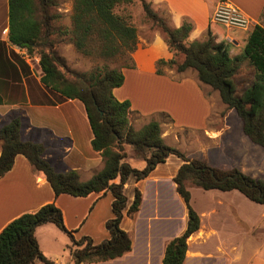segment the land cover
<instances>
[{
    "label": "trees",
    "instance_id": "trees-1",
    "mask_svg": "<svg viewBox=\"0 0 264 264\" xmlns=\"http://www.w3.org/2000/svg\"><path fill=\"white\" fill-rule=\"evenodd\" d=\"M133 2L73 0L71 27L68 28L54 25L58 17L54 11L55 0H8L5 44L39 58L40 82L58 97L59 102L75 99L83 104L93 134L91 146L100 153L103 166L85 181L76 170L57 172L43 157L45 147L42 143L21 139V120L14 117L0 127V178L12 168L16 155L21 154L40 172L56 196L86 197L96 192H110L112 217L105 224L109 238L94 243L88 236L76 240L64 225L61 209L54 203L22 213L0 231V264H32L36 260L55 264L41 252L34 235L37 226L48 222L70 237L71 244L67 247L73 264L107 261L130 252L131 238L120 227V222L124 215L133 217L139 210L142 193L135 188L127 207L124 184L129 177L136 181L144 179L170 155L182 160L173 182L187 208V222L184 231L166 244L161 264H183L187 239L200 227V217L190 203L189 185L203 190H237L248 200L264 205V180L235 167L225 169L186 156L164 142L157 120H150L139 129L130 123V101L118 100L113 90L124 83L122 68L134 67L132 53L137 48V28L131 23L130 15L116 12V8ZM140 3L150 27L162 34L173 53L172 58L157 61V73H163V66L176 72L194 70L198 80L217 91L222 103L235 111L249 141L264 150V27L255 24L242 53L232 56L230 45L223 38V27L218 29L216 26L219 25L210 22L204 40L190 41V22L184 21L179 27L170 28L149 2L140 0ZM59 34L66 36L61 41L72 43L83 55L97 54L105 60L122 58L124 62L121 68L104 63L84 72L74 71L56 49ZM9 54L15 62L21 60L15 51H9ZM179 55L181 61L177 60ZM1 58L0 52V67ZM243 60L250 62L255 73L251 84L238 93L233 79ZM8 61L14 66L15 63ZM127 146L144 160V168H135L126 160Z\"/></svg>",
    "mask_w": 264,
    "mask_h": 264
},
{
    "label": "crops",
    "instance_id": "crops-1",
    "mask_svg": "<svg viewBox=\"0 0 264 264\" xmlns=\"http://www.w3.org/2000/svg\"><path fill=\"white\" fill-rule=\"evenodd\" d=\"M146 1L150 3L154 11L166 19L170 28H177L184 21L190 22L192 25L190 41H201L206 38L212 12L219 2V0ZM228 1L235 4L251 22L247 30L223 27V38L230 45V54L235 56L242 53L255 24L264 27V0ZM136 28L138 42L132 55L134 67L122 68L124 83L113 90L118 100L130 101V123L132 124V114L144 118L145 121L139 128L150 120L160 122L159 119L152 118L155 115L153 113L158 110L170 119L174 117V114L173 108L164 103L163 107L157 106V110L152 109L154 111L150 113L136 107L130 96L123 91L127 84L125 71H132L137 76L149 75L162 78L166 81L162 84L173 87L181 89L185 87L187 88L185 91H190L191 99L198 107L197 119L206 123L202 126L200 121L188 128L190 135H199L201 146L195 154L192 156L186 154V156L205 160L212 166L234 168L221 160L211 164L205 156L208 148L219 145H223V149L232 155L236 154L235 149H238L236 139L231 136V130L223 126L222 109L219 112L210 110L209 96L206 91L199 88L200 81L197 74L185 75L189 69L176 73L181 74L178 81H175L173 77L174 71L166 66L162 67L163 73L158 74L157 61L168 60L173 57V53L157 29L146 26L139 30L138 27ZM7 31L8 0H0V52L2 54L0 127L12 118L19 117L21 139L42 143L45 147L43 157L57 172L72 169L79 173L82 181L89 179L102 168L103 160L100 153L92 149L93 134L85 110L81 111V107L73 110L72 104H75V99H63L59 102L58 97L50 93L40 82L41 70L18 65L10 57L5 44ZM7 58L15 63L14 66ZM165 102H167L166 99ZM212 118L217 120L213 124H211ZM160 125L162 130L161 122ZM168 136L169 134L162 130L163 140ZM223 137L226 138L224 142ZM172 156H168L165 162L159 163L144 179L136 181L133 177H129L124 184V192L128 199L127 207L133 199L135 188L142 193L139 210L133 217L124 215L120 222V227L127 231L131 238V251L115 259L82 264H161L166 244L184 231L187 222V208L173 182V177L182 160L177 157L179 161L173 168L165 167ZM241 171L245 172L243 169ZM254 178L263 180L260 177L254 176ZM130 187L133 188L131 196L126 193ZM188 189L191 195V206L200 217V227L187 239L186 258L183 264H221L225 261L229 264L238 260V250L242 239L245 236H254L256 231L264 229V205L248 200L237 190H203L191 185ZM107 193L96 192L86 197L69 194L56 196L51 186L43 180L40 172L35 170L23 155L18 154L12 168L0 178V231L20 214L34 212L42 205L54 203L61 209L64 225L72 231L74 238H76L74 233L78 232L79 236H88L94 243H99L109 238L105 224L112 217L110 212L112 199L100 201ZM255 217H257L256 220ZM57 228L48 222L37 226L34 230L39 249L47 255V258L53 257L50 247H47V241L56 240L57 246V242L63 238L58 231L61 229ZM64 243L68 246L66 241ZM255 261L256 258H253L248 264H254ZM54 262L55 264H73L69 249L66 258H54ZM32 264H36V261ZM41 264L44 263L41 262Z\"/></svg>",
    "mask_w": 264,
    "mask_h": 264
},
{
    "label": "rangeland",
    "instance_id": "rangeland-1",
    "mask_svg": "<svg viewBox=\"0 0 264 264\" xmlns=\"http://www.w3.org/2000/svg\"><path fill=\"white\" fill-rule=\"evenodd\" d=\"M55 1L56 6L54 7V11L58 15L57 19L54 22L55 27H71L73 0ZM116 12L130 15L131 23L135 27H138V30L143 26L150 27V23L145 19L140 0H134V2L130 5L120 6L116 8ZM216 27L218 29H222V27ZM65 38L66 36L60 34L57 36L56 41L60 40V42L56 43V49L59 54L64 57L69 68L74 71L84 72L104 63H107L110 67L121 68L124 62L122 58H112L105 60L97 54L83 55L76 50L72 43L61 41V39ZM140 40L141 39H139V42H141ZM6 48L8 49V51H15V53L18 54V57H20L21 59L17 61L18 65L23 63L29 69L40 70L39 58L36 55H30L26 53L25 50L13 48L9 45H7ZM181 59L182 56L179 55L177 57V60L181 61ZM172 70L175 73L173 75L175 81H178V78H180L179 76H181V74H176L177 72L174 69ZM192 73L196 75L195 71L189 69L185 72V75L187 74V76H189L192 75ZM254 73V67L250 64V62L248 60H243L238 74L233 79L238 93L242 92V90H244L251 84ZM125 74L127 75V84L123 91L130 96L136 107L142 108V110H145V112L147 113L157 110L156 107L162 106L163 103L173 108L172 112L174 114V117H171V119L170 117H166L164 114H162L160 110L153 113L155 115H153L152 118L159 119L162 123L163 132H167L169 134L164 142L169 146L177 148L185 155L190 154V156H192L193 154H195L201 146L199 135H190L188 128L194 126L200 121L202 123V126H204V124L206 123H204L201 119H197L196 113L198 112V107L191 99V95L189 93L190 91L186 92L187 88L185 87H183L184 89H181L179 87H173L168 84H162V82H166L165 79L162 78L150 77L149 75L137 76L132 71H125ZM198 83L199 88H201L203 91H206L209 96V100L211 102L210 110L212 112H219L222 109L223 126L229 127V129L231 130L230 133L232 134L231 136L233 137V139H236V146H238V149H235L236 154L233 155L224 150L223 145L208 148L206 150L207 153L205 152V156L208 158L209 162L211 164H216L219 160H221L226 162L227 164H231L239 170H245V174H248L252 177H260L264 180V150L260 146L250 142L249 139L242 133L241 121L239 117L236 115L234 110L228 109L226 105L222 103L219 93L215 90H212L208 85H205L201 82ZM165 99L167 100V102H165ZM74 103L75 104H72L73 110H77L78 107H81V111L84 110L82 106L83 104L80 101L76 100V102ZM158 103L161 105H159ZM214 119L215 118H212L211 124L217 121L216 119ZM144 121V118H142L141 116L135 114H132L131 116L132 125L136 129H139L140 125ZM225 140L226 138L223 137V142ZM130 149V146H128V148L126 147V152L129 156V163L135 168H144L145 162L143 161V159L134 155L133 151ZM178 161L179 159L177 158V156L173 155L170 158L167 166L165 167L167 169H171ZM132 190L133 188L130 187L126 190V193L131 196ZM108 198L112 199L110 192H108L107 195L104 196V198H101L100 201L102 200L104 202ZM111 202L110 212L112 216ZM256 219L257 217H255V220ZM58 231H60L59 233H61L60 235L63 238L62 240L58 239L60 242H57V246L55 244L56 240L53 242L48 240L46 243L47 247H50L51 249V256L53 257L48 258L52 261H54V258H66V254L69 248L64 245V242L66 241L67 245L71 244L70 237L65 236L66 234L61 232L62 230ZM74 235L76 236V240L82 237L78 235V232L74 233ZM239 246L240 248L238 250V260H235L229 264H248L249 261L253 258H256L254 264H264V229L261 228L260 230L256 231L254 236H245L244 239H242V241L240 242ZM36 264H41V262L39 260H36ZM221 264H227V261Z\"/></svg>",
    "mask_w": 264,
    "mask_h": 264
},
{
    "label": "built area",
    "instance_id": "built-area-1",
    "mask_svg": "<svg viewBox=\"0 0 264 264\" xmlns=\"http://www.w3.org/2000/svg\"><path fill=\"white\" fill-rule=\"evenodd\" d=\"M211 22L225 28L242 30H247L251 25L250 19L227 0H219L212 12Z\"/></svg>",
    "mask_w": 264,
    "mask_h": 264
}]
</instances>
